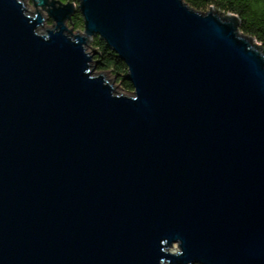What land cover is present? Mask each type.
Listing matches in <instances>:
<instances>
[{"label":"water","instance_id":"95a60500","mask_svg":"<svg viewBox=\"0 0 264 264\" xmlns=\"http://www.w3.org/2000/svg\"><path fill=\"white\" fill-rule=\"evenodd\" d=\"M47 1L39 34L0 0V264H264L259 47L183 0H78L76 35ZM96 36L131 97L90 70Z\"/></svg>","mask_w":264,"mask_h":264},{"label":"trees","instance_id":"16d2710c","mask_svg":"<svg viewBox=\"0 0 264 264\" xmlns=\"http://www.w3.org/2000/svg\"><path fill=\"white\" fill-rule=\"evenodd\" d=\"M48 1L79 4L78 0ZM183 2L198 13L214 10L224 15L233 16L231 18L240 34L254 40L257 47L264 52V0H183ZM70 24L74 30L83 31V18L78 10L73 13ZM91 47L97 52L95 56L97 69L109 71L126 92H132V85L125 79L126 65L117 58L116 54L98 36L92 38Z\"/></svg>","mask_w":264,"mask_h":264},{"label":"rangeland","instance_id":"374dc122","mask_svg":"<svg viewBox=\"0 0 264 264\" xmlns=\"http://www.w3.org/2000/svg\"><path fill=\"white\" fill-rule=\"evenodd\" d=\"M22 4H23V6H24V8H25V10H26V12H27V15L29 16V17H35V16H37L38 14L41 16V19H42V24H41V26H39V30H38V33L39 34H45V32H46V30H51L54 26H55V22L53 21V20H51V18L49 17V15H48V13H47V11L43 8V7H41V6H36V8H35V5H38L39 4V2H38V0H34V2H33V0H19ZM35 4V5H34ZM50 4V1H47V5H49ZM78 5L79 4H77V5H73V7H74V11H73V13L76 11V10H78ZM56 7H58V5L56 6ZM48 9H50L49 8V6L47 7ZM36 11H37V13H36ZM211 11V10H210ZM213 12L216 14V16L221 20V21H223V22H229V19H224L223 20V15L222 14H220V13H218V12H215L214 10H213ZM71 21V20H70ZM70 21L69 20H66L65 21V26H66V28H67V30H71V34L72 35H76V34H78V32L79 33H83L84 32V30L83 31H76V30H74L73 29V27H72V25L70 24ZM237 33H238V37H240V36H242V37H246V36H243L242 34H240V32L237 30ZM68 34H70L69 32L67 33V35ZM241 37V38H242ZM92 38L93 37H91L90 39H87V41H86V45H85V50H86V52L87 53H89L90 55H93V57H92V61H91V64H90V70L93 72V75L94 76H101V77H103V79L105 80V81H107V83L108 84H110V85H112L111 87H112V89L114 90V92H115V94L116 95H122V96H127V97H131V94L130 93H128V92H126L121 86H120V84H118L117 82H116V80L114 79V77H113V75L109 72V71H100V70H98L97 69V66H96V64H97V62H96V60H95V56L97 55V52H96V50L95 49H92V47H91V41H92ZM246 41H247V43L249 44V46L253 49V44L257 47V44L254 42V40H252L253 41V44H252V42L251 41H249V38H247L246 39ZM93 50V51H92ZM254 50L255 51H257V52H259V53H261V54H264L261 50H260V48H254ZM91 52V53H90ZM95 54V55H94ZM96 66V67H95ZM95 67V68H94ZM94 68V69H93ZM93 69V70H92ZM113 83V84H112ZM179 251V249L177 248V245L176 244H174L173 246H172V248L171 249H169V252L170 253H177Z\"/></svg>","mask_w":264,"mask_h":264}]
</instances>
